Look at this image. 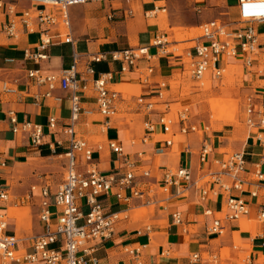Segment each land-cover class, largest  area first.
Here are the masks:
<instances>
[{"label":"crops","instance_id":"0c3cea01","mask_svg":"<svg viewBox=\"0 0 264 264\" xmlns=\"http://www.w3.org/2000/svg\"><path fill=\"white\" fill-rule=\"evenodd\" d=\"M172 1L114 0L109 4L72 7L68 11L72 43L54 42L42 52L36 48L40 31L37 27L29 30L17 25L13 28L14 34L9 36L3 27L12 17L5 10L0 11V157L6 163L0 179L7 186L8 196L12 190L9 182H14L21 171L63 157V177L56 179L53 185L45 177L38 178L39 182L27 181L31 186L21 200L32 208L33 234L24 232L20 236L17 233L19 213L9 210V198L0 206V215L6 220V234L17 242L14 251L17 261L7 264H41L39 256L34 261L28 259L34 255L33 240L44 232L39 221L40 192L44 188L54 192L64 180V154L68 149V136L64 131L70 119V93L58 88L49 91L45 86L35 85L27 78V73L39 71L43 75L56 76L74 62L79 84L85 85L86 90L79 94L81 112L73 131L91 151L92 164L102 173L117 169L126 171L124 163L108 147L114 142L134 163L132 169L136 174L140 170L150 173L149 179L138 178L135 183L136 189L143 193L142 199H131L123 204L113 195L99 197L105 213L127 215L133 210H147L145 220H135L141 212H134L132 217L127 215L118 223L110 240L95 243V257L101 264H134L128 254L132 249H140L141 264H264V219L259 217L264 211V183L257 182L254 177L256 172L264 175V127L246 124L247 99H253L252 108L264 101V24L255 26L262 38L258 54L250 57L249 62L247 57L241 56L221 58L218 67L223 74L215 78L207 72L203 78L208 82L207 88L199 89L187 80L190 78L185 61L162 55L157 47L151 46L155 37L166 39L165 29L176 24L167 12H171ZM205 1L216 8L207 9L198 18L183 19V26L195 29L213 20L229 24L237 19V0ZM16 7L22 12L30 6L17 1ZM196 11L201 10L197 8ZM110 15L112 19H108ZM194 39L169 45L190 44ZM135 48H146L147 55L132 64L112 59L116 52ZM35 53L42 58H28ZM226 71L228 75L224 76ZM102 75L109 78V89L119 94L116 114L110 119L98 114L92 89L93 82ZM161 84L164 86L158 98ZM123 87L128 91L120 90ZM216 97L239 101L244 122L230 125L212 119V113L216 119L223 113L218 104L210 110L212 101L210 105L207 101ZM11 115L19 126L25 123L40 126L41 143L33 145L26 131L13 133L9 122ZM49 119L54 120V128L48 127ZM163 119L171 121L168 133L163 132L160 125ZM145 124L151 125L153 130L148 132ZM185 128L187 131L181 133ZM175 138L178 140L174 142ZM165 140L171 141L168 147L163 144ZM205 146L209 153L201 161V150ZM231 153L241 154L244 159L241 190L229 179L219 183L229 187L226 191L219 188V184L203 183L201 178L217 172L216 162ZM77 164L79 171L84 170L81 156L77 157ZM179 167L190 171L191 182L195 185L188 184L187 189H183V185L170 186L163 191L159 182L163 171ZM22 191L25 187L13 189L14 194ZM228 198L244 201L247 214L236 219L226 218ZM78 206L83 214L87 212L83 201H78ZM175 214L179 222L173 221ZM57 215L58 210L52 209V230ZM217 219L223 232L210 235L208 228ZM60 245L57 243L53 248H60ZM192 255H197L198 259L192 260ZM241 256L245 258L241 260Z\"/></svg>","mask_w":264,"mask_h":264},{"label":"built area","instance_id":"2783aa9c","mask_svg":"<svg viewBox=\"0 0 264 264\" xmlns=\"http://www.w3.org/2000/svg\"><path fill=\"white\" fill-rule=\"evenodd\" d=\"M17 1L29 4V9L18 11ZM114 0H0V11L6 12L12 19L4 25V32L12 36L14 27L21 25L32 30L37 27L38 34L37 51L42 52L54 42L61 44H71L70 20L68 11L70 8L89 3L109 4ZM237 19L229 24L213 20L198 27L199 35L193 40V45L182 51L181 54L167 51V42L162 36L155 37L151 46L157 47L160 54L175 57L180 62L185 61L187 74L192 81L200 82L205 74L210 72L215 78H219L223 70L218 67L221 58L247 57L258 54L261 36L256 31V25L264 24V0H237ZM112 15L108 19H112ZM59 31L55 32L54 29ZM171 44V43H170ZM174 44V42L172 43ZM147 55L146 48H135L116 52L112 54V59L116 61L134 63L136 60ZM31 60L42 58L40 54H30ZM98 61L99 58H95ZM27 78L35 85L45 86L49 91L58 88L70 93V119L69 125L65 129L68 136V149L64 154L65 176L54 192L44 188L40 192L39 221L43 224L44 232L41 236L33 240L34 255L28 259L39 256L41 264H101L95 257L97 247L95 243L108 241L115 233L116 226L127 218L123 213H105L99 197L113 195L116 201L127 204L131 199H142L143 193L136 189L138 178L149 179L148 170H140L138 174L132 168V163L128 157L123 155L120 146L114 142L108 144L109 149L126 166V171L117 169L109 173L98 171L92 164V154L86 143L77 139L73 127L81 112L80 93L86 90L85 85H80L77 78L76 63L66 70H62L58 75H43L39 71H28ZM109 78L102 75L92 84L95 94V105L99 115L105 119H110L116 114V102L119 94L111 91L107 85ZM159 86L158 98L161 97ZM246 124L249 127H264V101H260L257 108H252L253 99L248 98ZM149 107V105L147 106ZM12 125V132L26 131L30 134L33 145H39L42 138V130L38 125L25 123L18 125L14 116L9 117ZM163 132L168 133L171 121L169 119L160 120ZM48 127L54 128V120L49 119ZM148 132L153 130L149 124L144 125ZM193 131V128H190ZM186 128L181 131L185 133ZM171 141H164L165 147ZM58 145V144H57ZM60 145V144H59ZM209 153L205 146L201 150V161ZM81 156L84 162V170L79 171L77 157ZM218 171L208 173L203 178V183L212 182L218 185L224 179L233 182L237 190H241L240 175L243 173L244 159L241 154L231 153L222 160L216 162ZM6 167L5 161L0 157V172ZM257 182L264 183V175L254 173ZM190 171L187 168L179 167L175 170H165L160 176V183L163 191L170 186L195 185L191 182ZM202 183V184H203ZM200 186V185H199ZM219 188L224 191L229 187L226 184H219ZM202 193V199L206 196ZM7 186L0 179V206L8 201ZM78 201H83L87 212L83 214L78 206ZM52 209L58 210L57 223L51 229ZM228 219H236L247 214V206L240 199L228 198L226 202ZM208 214L209 211H206ZM259 217L264 219V211ZM175 222H179L177 214L172 215ZM223 227L220 220H214L208 228L210 235H220ZM16 239L6 234V220L0 215V264H7L17 261L15 257ZM60 243V248H53V245ZM132 256L134 264H141L140 249L128 251ZM27 260L26 258H23ZM197 255H192V260L196 261ZM19 261V260H18Z\"/></svg>","mask_w":264,"mask_h":264},{"label":"rangeland","instance_id":"374dc122","mask_svg":"<svg viewBox=\"0 0 264 264\" xmlns=\"http://www.w3.org/2000/svg\"><path fill=\"white\" fill-rule=\"evenodd\" d=\"M204 2V3H203ZM203 3V4H201ZM197 8L201 11H196ZM216 6L214 4L207 5L206 1L204 0H173L171 3V12H169V15L171 18L176 20V24L170 26L169 29H165L166 34V41L169 43L173 42H180L185 41L191 38H196L199 35V29H191V27L183 26L182 20L191 16L192 18H198L201 13L205 12L207 9H214ZM221 8V7H220ZM200 12V13H199ZM193 26V25H192ZM262 30V29H261ZM193 43L190 44H177L176 46L169 45L167 48L168 52H172L173 49L176 50L178 54H181L183 50L191 47ZM228 75V72H224V76ZM192 85H197L199 89H206L208 82L204 79L200 82H192L190 79H187ZM119 89V88H118ZM127 87H123L122 91H128L126 90ZM225 89V88H224ZM212 101V102H211ZM216 101V102H214ZM211 107L210 110H214L216 108L215 104H218V109L220 108L222 110V117H218L216 119L214 114L212 113V119L218 120L220 122H225L227 124L232 125L233 123L238 124L241 122H244V113L242 115V106H240L239 101L228 99L225 97H216V98H210L208 99L207 103ZM220 104V105H219ZM245 127V126H244ZM199 133V132H198ZM200 134V133H199ZM178 138L174 139V142L177 141ZM63 165V157H57L52 159L51 161H44L41 162L37 167H34L33 169L24 170L21 171V174H19L18 178L14 179V182H9L10 187L12 188L10 192V197L8 203H10L9 210H15L19 213L17 220V226L16 231L20 234V236L25 232H28V235L33 234V225L35 224V219L30 215L32 214V208H30L27 205V202L25 200H21L22 195L26 194L28 187L31 185L27 184V181H37L39 182L38 178L45 177V179H48L49 182L53 185V182L55 183V180L63 177V170L61 169V166ZM62 179V178H61ZM19 184V185H18ZM54 186H56L54 184ZM25 187V191L22 192H16L13 193L14 188H22ZM134 212H141V214L138 217H135V220H145L147 210L146 209H139L136 211H130L127 213V215H130L132 217ZM126 215V214H125ZM7 219H11L9 216V213L7 214ZM29 224H31L29 226ZM18 239V237H16ZM224 257V256H223ZM244 256H241V260L244 259ZM242 264V262H240Z\"/></svg>","mask_w":264,"mask_h":264},{"label":"bare ground","instance_id":"6f19581e","mask_svg":"<svg viewBox=\"0 0 264 264\" xmlns=\"http://www.w3.org/2000/svg\"><path fill=\"white\" fill-rule=\"evenodd\" d=\"M223 74V73H222ZM136 213H140V212H136Z\"/></svg>","mask_w":264,"mask_h":264}]
</instances>
